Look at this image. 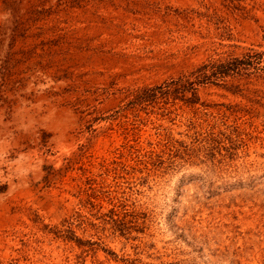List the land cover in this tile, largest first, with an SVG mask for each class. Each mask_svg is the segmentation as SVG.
Instances as JSON below:
<instances>
[{"label":"rangeland","instance_id":"obj_1","mask_svg":"<svg viewBox=\"0 0 264 264\" xmlns=\"http://www.w3.org/2000/svg\"><path fill=\"white\" fill-rule=\"evenodd\" d=\"M0 264H264V0H0Z\"/></svg>","mask_w":264,"mask_h":264},{"label":"trees","instance_id":"obj_2","mask_svg":"<svg viewBox=\"0 0 264 264\" xmlns=\"http://www.w3.org/2000/svg\"><path fill=\"white\" fill-rule=\"evenodd\" d=\"M235 62H238V60L237 61H235ZM221 68H222V66L220 67V70H221ZM237 67L235 66L233 69H236ZM224 73V72H223ZM224 74H226V73H224Z\"/></svg>","mask_w":264,"mask_h":264}]
</instances>
